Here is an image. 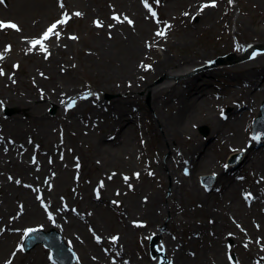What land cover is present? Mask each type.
<instances>
[{
    "label": "rangeland",
    "instance_id": "obj_1",
    "mask_svg": "<svg viewBox=\"0 0 264 264\" xmlns=\"http://www.w3.org/2000/svg\"><path fill=\"white\" fill-rule=\"evenodd\" d=\"M59 1L4 0V3L0 4V18L12 19L19 28V31L4 29L0 32V53L4 56V59L0 60V68L5 73L4 75H0V94L3 91H8L12 95H23L26 99L30 100L27 94L31 90L33 93L38 90L32 84L38 85L43 90L54 89L56 86L50 84L49 77L50 72L55 68L60 82L67 83L66 80L73 77L76 80V87L74 91L72 88H64L57 101L53 102L50 101L52 98H48L47 102L42 103L40 107L42 113H45L48 118L54 119L58 115L60 116V106H63V104L59 106L56 104L58 100L63 99L65 95L71 94V92H75L77 89L80 90L90 84L96 90L102 91L103 100L109 101L116 96L121 97L124 93H127V91H119L118 85L123 86L127 82L126 80H134V89H131L129 95L133 100L125 103L126 120L121 123L122 128H125V131L129 132L127 136L128 146L124 148L120 144L123 138L120 134L115 136L113 140H108L107 136L110 132L116 134L115 129L112 130L108 126L103 127L104 124L101 121L97 122V126H94V123L87 127L80 123L81 128L77 130L72 124L68 123V120L65 122L66 125L61 116L59 121L49 123L44 128V131L48 130L52 135L51 137H45L41 126L30 118L33 117L32 114L19 110V107L7 105L2 106L4 107L3 110L1 107V114L6 116L5 119L8 118L7 120H10L13 115L18 114L19 123L16 125L18 133H16L21 134V136H17L13 132L10 133L8 129H5L4 121L0 123V137L4 141V144L0 145L1 157L5 161L10 157H15L26 165V162L30 160L31 154L36 152L38 160H41L43 164L42 175L53 174L49 182L52 190L50 195L53 199L59 202L58 196L66 193L68 196L70 195L69 199L80 207L83 200H86L88 197L90 206L83 207V210L85 213H88L89 223L96 230H101L104 235L108 236L121 231L124 228V223L118 218L116 208L109 206V198H115L113 192L114 188L119 186L118 181H114L113 186H108L109 188L105 190L104 202L101 200L92 201L91 199V187L96 184L101 176L104 177L113 173L118 176L121 173L132 174L134 170L141 172V177L136 179L135 182V184H138L137 188L139 190L135 188L132 192L123 193L120 196L123 198L124 207L123 213H120V215L124 219L125 215L130 212L125 208L124 204L132 207L128 204L130 197H134L136 202L147 203L149 200L147 201L145 198L149 197V192L160 189L158 180L143 175L142 172L144 170L141 169V167H145L146 162L147 165L150 163V160L154 162L158 153L161 155V160L164 158L166 160L172 157V146L177 145L179 148L181 146V148L185 149L187 147L192 148L195 144H203L202 150L213 155V163H219V160L225 161L226 156L231 154L230 152L240 151L243 142L248 138L247 131L250 129L251 118L256 115L259 105L264 98V90H260L264 86V83L259 88H246L251 97L250 100L255 105L244 106L241 104L242 102H239L237 106L240 105L242 107L240 112L237 113L240 120L237 122L238 125H231L233 119L231 118V111L228 113V110L235 109V106L230 101H225L233 100L234 98L238 99L244 93L241 90V86H243L245 79L243 77L236 78L238 70L235 69V65L245 60V57L243 56L240 59L237 57H229L227 59L226 57L235 56L238 52H241L242 48H244L242 44H264V0H232V3H229V0H217L215 7H207L203 11L200 10V5L210 3V0H161L162 4L159 7V13L162 20L166 23L167 31L164 25V32L166 34L161 37L165 39L155 42L156 33L160 30V22L156 20L154 24L146 28V34L142 39L151 40L152 45H156L155 49L152 48L151 52L153 54L151 53V59L147 60V62L155 65L156 69V64L164 56L165 52L170 58L176 59L175 64L172 67L166 68V76L163 73H157L154 76V73L157 72L156 70L152 76H149V72H144V76H146L145 84L137 76H116L111 80L112 87L117 89L116 92L110 91L107 84H102L101 80L104 76L100 72H102V69L111 70V68H115V66L121 63L120 57L117 55L118 51L120 52L119 45L117 44L120 36L118 37L117 34H120V32H117L114 28L117 24H113L116 22V20H113V16L117 14L121 19V14L132 12L122 9L115 0H62L65 3L63 10L67 7L68 11L66 13L71 16V19L64 26H58L57 30L60 32V38L57 39L55 36H52L49 42L45 44L48 49V56L42 50L33 49L29 51L30 41L36 39L40 33L43 34L52 19H55L59 15L62 9ZM117 1L119 2V0ZM135 1L140 6L141 0ZM49 2L53 4L54 11L48 13L45 5H49ZM76 12H80L82 15H73ZM185 13H188V15H185ZM144 15L148 14L142 8L141 20L144 19ZM95 21H100L102 26L98 27L94 23ZM138 24V19H136L133 30L137 29ZM66 34L69 37L75 36L77 39L71 40ZM100 37L103 40L101 49L106 51L104 53L96 46ZM113 40H115L116 45L112 43ZM241 41L243 43H240L241 47L238 49L236 45ZM54 42L58 43L59 50L54 48ZM7 46H11L10 51H5ZM192 55L196 56V58L190 61V56ZM218 56L224 60L222 63L219 62L214 67L209 68L211 69V74H208L211 84L203 88L205 94L202 96L200 93H193L195 100L198 97L207 99L203 103L196 102L197 104L192 111L197 113V117H189L182 125V130L175 140L176 144L171 143L172 151L169 150L168 144L165 147H161L160 141L163 137L161 127L155 121L156 113L150 106L152 87L174 84L180 78H186L193 66L206 63L195 62L202 58L215 59ZM260 58L259 60L263 59L264 61V54ZM187 62L189 63L187 64ZM14 65H18V67H14ZM253 75L252 77L254 78L261 76L260 78L264 81V70L261 71L259 69ZM195 82H200L199 78H196ZM136 84L142 86L138 87ZM147 85H149L148 89L150 92L148 90L145 91V86ZM185 85L186 83L184 82L178 83L180 88ZM135 89L138 90L135 91ZM203 91L201 92L202 94ZM215 93L223 94L219 101L215 100L214 97L217 96ZM188 97H191L190 93ZM254 99L255 101L257 99V101L254 102ZM30 103L33 105L35 101ZM53 106H55V109H53ZM163 106V112L172 115L177 110L178 101L176 99H168ZM6 108H9V112H6ZM133 109H136V112L132 115ZM223 110L227 111V115H229L226 121H223L219 116V112ZM210 113L221 121L223 133L215 131L214 124L208 118ZM130 115L137 121L130 119ZM11 124L13 125L12 122ZM204 126H207L205 134L200 129ZM66 132L73 138L72 143L66 141ZM140 133L142 134V139H145V141L142 140L144 142L143 145L139 142ZM92 135L104 143V146H110V148L114 149L115 156L111 160V163L106 162L108 157H105L102 152L98 153L95 150L94 144L96 143V139L94 140ZM249 140H252V137ZM58 151L62 155H59ZM59 156L62 157L61 160ZM74 156H77L80 161L79 167H77L79 163L75 162ZM262 158H264L263 155ZM131 162L132 164H129ZM211 165L208 168L193 170L191 176L195 179L201 190L202 188L199 183L202 187L204 186L201 177L213 171V169H210ZM63 168L67 172L65 175L60 176V170ZM149 168H157V165L153 163V166L150 165ZM242 168L246 169V173L248 174L252 171L254 172L256 169L252 170L246 166ZM16 171L7 173L9 175H16V181L23 176L29 178L31 174L29 169H26L24 174L21 173L20 168H17ZM175 172L176 174L180 173L176 170ZM73 174H78V178L75 179ZM262 175H264V172ZM0 176V179H2V174ZM187 178L190 181V177ZM3 181H7V179ZM29 182L33 181L29 179ZM216 183L217 181L212 184V190L216 186ZM142 186L146 188L143 190ZM169 188L170 185L167 184L164 191H161L164 200L168 197ZM3 191H1L3 194H0V242L3 241L5 244L0 248V264H6L9 260L12 261V264H45L47 262L45 250L41 245L35 251L33 248L28 252L16 253V244L20 240L22 226L30 222L25 220L26 214H21L17 220H14L13 213L17 211L22 203L26 206L25 201L22 197L14 196L11 199V204H6L4 203V198L11 195ZM198 201H201V199H187L185 206L189 214L180 215L178 210L175 219L178 218L185 221V224H201L202 227L204 225L205 230L206 228L208 229L211 237V239L210 237L208 238L207 243L212 244L217 237L223 239V236L225 237L229 233L232 234L236 230L234 224L231 222L232 219L241 221L243 228L240 232L245 237L251 235L252 239H264V231L262 232L264 227L259 231L253 228L255 223L252 220L255 217L247 218V224L245 221L239 219V216V218L230 216L229 212H227L226 218L230 226L223 228L221 233H217L214 225L216 217L214 219V216L210 215L209 211L203 210V207L199 208ZM165 205L166 201L158 204L157 207H166ZM213 208L214 211L217 209L216 206H213ZM97 210L101 211L104 222L96 216ZM134 214L136 215L137 213L130 212L129 218L134 217L135 219ZM138 217L140 219H147L143 216ZM92 219L94 223L91 221ZM159 227L160 225L157 224L155 228H147L146 226L139 231L135 230L132 233L129 247H127V250H124L126 254L123 258L124 261L130 260L132 264H155V260L158 261V258H161L163 254L167 261H163L162 264H167L169 260L168 256L161 248L165 246L164 239H161L160 236L155 238L153 253L150 248V238L154 236V231ZM249 228H252V231ZM177 229L182 233V236L179 235L180 239L193 238L189 230L184 229L182 231L178 225ZM178 230L177 232H179ZM81 236L82 239L88 240L89 232L86 223L82 224ZM198 245L201 247L200 242H198ZM123 247L126 249L125 245ZM188 247L191 248L190 246ZM97 249L99 248L97 247ZM107 249L111 250L110 247ZM38 254H40L41 258L38 257ZM101 254L103 255L102 252ZM113 254L115 253H111L110 258H115ZM40 259L43 261L40 262ZM88 259L89 264H97L91 260L90 256ZM104 259L105 262H108L109 256L104 255ZM81 264H86V262L82 260Z\"/></svg>",
    "mask_w": 264,
    "mask_h": 264
},
{
    "label": "bare ground",
    "instance_id": "obj_2",
    "mask_svg": "<svg viewBox=\"0 0 264 264\" xmlns=\"http://www.w3.org/2000/svg\"><path fill=\"white\" fill-rule=\"evenodd\" d=\"M118 5L121 6L122 9L127 10L130 9L134 11L136 18L138 19V28L135 32L129 31L124 23V21L117 22L118 24L115 29L117 32H120V34H117L120 40H117V44L119 45V50L117 55L120 57L121 63L118 66H115V68L108 69H102V72H100L104 78L101 80L102 84H107L108 89L112 92H116L117 89L112 87L111 80L112 78L119 76V77H135L142 79V83H146V76H144V71L146 70L141 65H147V59H149L150 55V46H151V40L148 39H142V37L146 34V28L150 27L152 24V20L150 18L144 17V19L141 18V12L142 9L138 5V2L135 0H115ZM45 7L48 9L49 12L54 11V6L52 3L49 2V5L46 4ZM124 31L123 33H121ZM124 38H123V37ZM97 39V38H96ZM97 41V40H96ZM103 40L100 37L98 39L97 47L102 51V53L106 52L105 50L101 49V44ZM114 45H116L115 40L112 42ZM123 43V44H121ZM253 45V44H252ZM264 45V44H262ZM54 48L56 50H59V46L57 42H54L53 44ZM264 48V46L256 45L252 46L248 45L244 48L243 55L238 53L234 57L237 58H243L244 55H249L250 52H252L255 49H261ZM39 47H36L35 50H38ZM249 53L247 54V52ZM139 57V58H138ZM190 61L195 60L196 56L192 55L190 56ZM261 56H257L255 60L246 59L242 63L239 62L235 65V69L238 70V76L236 78L243 77L245 79L244 85L252 88H256L259 86L260 81L253 80L252 76L257 70H264V61L259 60ZM85 58V57H84ZM89 58V57H88ZM138 58L136 61L135 59ZM175 58V57H174ZM261 59V58H260ZM176 59L170 58L165 52L164 56L158 61L156 64L157 67L155 69V65H150L151 67L148 68L149 76H152L155 70L157 72L154 73V76L157 73H163L166 76V68L172 67L175 64ZM206 58H202L201 60L195 62H206ZM41 63V62H39ZM189 62H187L188 64ZM203 74L205 76V80L200 78L202 80L201 82H195V78L199 75ZM211 74V70L208 69V66L202 67L201 69L192 72L191 70L188 72L186 78H180L178 82L174 84H168L166 86H154L152 87L151 92V100H150V106L156 113L155 121L158 122V124L161 127L160 133L163 135L161 138V147L169 146V150L172 151L173 154L172 158H168L164 161L160 160L158 163L157 168L152 172V177L156 180H158L159 188L158 190H154L153 192H149V197L145 200H149L147 203H139L136 202L134 197H130L128 200V204L132 207H128L126 204L125 207L128 211L131 213H137L134 216L138 219V216H143L147 219L145 226L147 228L153 227L155 228V225L159 224L162 225V232L160 237L164 239L165 241V248H166V254L168 256V261H171L172 264H228L227 262V253L231 252V250L234 251L235 256L241 261L242 264H252V259L254 257H260V261H264V241L262 243H257L255 240L252 241L251 237H245L239 230H236V235L234 238H232V244H229L226 242V235L223 236V239L220 237H217L212 244L207 243L208 238L210 237L209 231L205 226L201 224L194 225V224H185V221L179 220L176 218L177 211L179 210L180 215H188L189 211L186 210V200L187 199H201V201H198V207L202 208L203 210L209 211L210 215L214 216V219L216 217V221L214 223L215 230L217 233H221L223 228L229 227L230 223L228 222L226 216L227 212H229L230 216L238 217L242 221H245L248 224L247 218L255 217L254 220H257L261 223V229L264 227V214L261 212L260 205L257 204L252 205L251 208H247L243 204V200L241 197L237 194L239 191V188H243L245 186L244 182H237L232 181L231 178H227L224 175H220L223 171L221 165L219 163H213L212 154L204 152L202 150L203 144H195L192 146V148H180L175 145L172 146L171 149V143H175L177 136L180 134L182 130V125L185 123V121L191 117H197V113L193 112V108L197 104L196 102L203 103L204 101H207L206 98H199L195 100L193 93H200L203 91V88L207 85H210V79L209 75ZM142 75L144 77H142ZM49 77V76H48ZM59 75L58 72L53 68V70L50 72L49 81L50 84L53 86H56L54 89H38L35 87L36 90L35 93L31 90L30 93L27 94L29 96L30 100L26 99L23 95H12L8 91H3L0 94V105H12L19 107L21 111L26 112L27 114H32L33 117H30L33 121H36L40 126L41 130L43 131L44 136H52L48 130L44 131V128H46L49 123H54L55 121L60 120V116L65 123L68 120V123L72 124L73 127H75L77 130L81 128L80 123L87 127L91 124L97 123L98 121H103V118L106 116H113L110 117V121H105L104 126H108L110 129L114 130L116 132V136L120 134V136H123L121 145L123 147H127V136L129 132L125 131V128H122V122L126 120L125 118V103L133 100V98L127 96L126 98L122 97H114L111 101V105L106 104L105 102H99L96 101L92 97H89L88 101H85V99L81 98L84 95H78L76 94V98L78 99L77 108L78 111L74 113V110L71 113L69 109L66 107L65 112H63L60 116L53 118H48V116L45 113H42L40 110V107L43 102H47L50 98L52 100L50 101H57V98L60 96L61 91H63L64 88H72L73 91L75 89V78H69L65 82H60L58 79ZM127 82L122 86L118 85L119 91H129L131 89H134V80H126ZM130 81V82H128ZM104 82V83H103ZM186 83V87H179L178 83ZM127 84V85H126ZM41 85V84H40ZM139 86V84H136ZM149 85L145 86V91H149L148 89ZM245 87V86H244ZM246 92L245 95L242 96V100H245L250 104V95L247 93L246 88H242ZM78 90V89H77ZM75 90V91H77ZM138 89H135V91ZM150 92V91H149ZM72 93V92H71ZM189 93L191 94V97H188ZM75 95V94H74ZM164 95L163 97H161ZM204 93L202 94V96ZM48 96V97H47ZM38 97V99H36ZM74 97V96H71ZM138 97V96H136ZM49 98V99H48ZM168 99H176L178 101V107L175 113L172 115H168L163 112V104L167 102ZM236 100V99H235ZM35 101L33 105H31L30 102ZM41 101V102H40ZM89 104L91 110L88 108H85ZM197 107V106H196ZM84 108V109H83ZM85 110V111H84ZM235 110V109H233ZM235 112V111H234ZM41 113V114H40ZM71 114V115H70ZM85 114V115H84ZM70 116V118H68ZM208 118L210 121L214 124L215 131H218L219 133H223L222 123L219 119H216L212 113L209 114ZM232 123L231 125H238L237 122L240 120L238 117V114L231 117ZM2 119V120H1ZM5 118H2L0 116V123L4 121L5 123V129H8L10 133H14L17 136H21V134H17V128L16 125L19 123V116L18 114L13 115L10 120H7ZM13 123V125L11 124ZM210 122V123H211ZM66 124V123H65ZM68 124V125H70ZM67 125V124H66ZM10 126H12L10 128ZM71 126V125H70ZM17 132V133H16ZM94 140L96 139V143L94 144V148L98 153H101L105 155V157H108V160L106 162L111 163V160L114 159V149L110 148V146H104V143L97 140V137L92 135ZM73 138L69 136L68 132H66V141L72 143ZM75 139V138H74ZM238 143V141H237ZM4 141L2 138V142H0V145H3ZM176 144V143H175ZM5 146V145H4ZM9 148V147H8ZM10 149V148H9ZM256 153V152H255ZM254 153V154H255ZM255 159L251 162V165L254 166L257 170L260 172H264V159L259 158L258 155H254ZM173 159H177L178 161H174ZM23 161H19L15 157H10L7 161L3 160L1 157L0 152V174H2V179H0V194H3V192L10 193L11 196L4 198V203L11 204V199L14 198V196L22 197L25 201V212L27 213V217L25 220H28L31 223H43L44 225H49L50 222H48L43 215L41 214V211L38 207H36V196L34 193L30 192L28 188L25 186L29 179L37 181L40 185L41 190L45 193L44 183L41 180L43 175L42 171H36L35 173L32 172L30 174L29 178L22 177L19 179L20 183H15L14 178L12 175L7 174L8 172H17L16 169L20 168L21 173H25L26 169H29V171L32 170L31 168V162H26L27 164H23ZM185 163L190 168V181L188 178L185 179L183 174H176V171L180 170L181 165ZM129 164H132L129 163ZM211 165L210 169L215 170L218 172V175L216 176L215 181L218 180V183H221L222 189L218 190L220 192L219 194H208L206 191L201 190L200 187L195 182V179L191 176L193 173V170H198L200 168H208ZM60 176H63L66 174L67 170L62 169L60 170ZM27 172V171H26ZM19 173V172H18ZM17 174V173H16ZM259 177H261L262 174L258 173ZM16 176V175H15ZM1 177V176H0ZM9 177H12V179H9ZM7 179V181H3ZM17 186H16V185ZM170 185V193L166 200H164L161 191L165 189L166 185ZM261 185V182L258 181L254 184L248 185V189L250 192L257 196L258 199L262 200L259 197V187ZM146 187L142 186V189L144 190ZM138 189V188H137ZM139 190V189H138ZM144 200V201H145ZM127 201V200H126ZM166 201V207H157L158 204L164 203ZM217 204V205H214ZM55 207L58 209L57 217H56V224L60 226H65L69 223L72 215L70 213H66L65 211L60 209L59 204L56 202ZM9 206V205H8ZM88 207L90 206V203L88 201V197L86 200H83L82 207ZM154 206V207H153ZM213 206H216V210L214 211ZM245 206V207H244ZM130 212L128 213V217L130 215ZM96 216H98L103 222L104 219L102 217V213L100 210L96 211ZM168 217V218H167ZM134 219V217H130L129 220ZM93 222V219L91 220ZM238 221V220H237ZM94 223V222H93ZM122 223H125L123 221ZM238 224L243 227V224L241 221H238ZM246 224V225H247ZM177 225L180 226V229L182 231L189 230L191 233V236L193 238H186V239H180L179 235L182 236V233L180 230L177 229ZM97 226V225H96ZM235 226V225H234ZM250 226V225H248ZM49 227H55V228H61L54 225H50ZM236 227V226H235ZM71 228V227H68ZM98 228H100L98 226ZM72 229V228H71ZM77 229H82V224H78ZM139 229V226H135L133 224L130 225H124V228L121 229L120 232V242L123 243V245L129 247V243L132 239V233L135 230ZM250 231H252V228H249ZM166 230H168L166 232ZM177 230L179 232H177ZM71 240L74 239V235L72 234V231H69V229H62ZM208 231V233H207ZM264 231V228L262 229V232ZM71 232V233H69ZM215 235V233H214ZM189 236V237H191ZM211 239V237H210ZM177 241V243H176ZM103 243L107 242L105 239H102ZM198 242H200L201 247L198 245ZM4 242H0V248L4 246ZM247 245V247H245ZM190 246L191 248H189ZM79 247L82 250V259L86 262V264H89L88 257H91V260L98 263V264H117V263H111V262H105V259L103 255L101 254V251L97 249V246L90 243L88 245H79ZM229 250V251H228ZM124 251V249H120L119 253L121 254ZM38 257L41 258L40 254H38ZM40 262L43 260L40 259ZM122 264H132L131 262L128 263H122ZM138 264V263H136Z\"/></svg>",
    "mask_w": 264,
    "mask_h": 264
},
{
    "label": "snow or ice",
    "instance_id": "obj_3",
    "mask_svg": "<svg viewBox=\"0 0 264 264\" xmlns=\"http://www.w3.org/2000/svg\"><path fill=\"white\" fill-rule=\"evenodd\" d=\"M142 2L144 3V6L149 9V11L151 12V15L153 17H155L156 16V12L152 11V8L149 5L148 0H142ZM216 2H217V0H210V3H203V4L200 5V10L203 11L207 7H215L216 6ZM2 3H4V0H0V4H2ZM155 3H159V0H155ZM229 3H232V0H229ZM61 7H64L63 3H61ZM73 15L81 16L82 13L76 12ZM185 15H188V13H185ZM69 19H70V16L67 13H65L61 19L53 22L47 28V30L43 32L42 36H40L37 39H32L30 41L29 51H32L37 45H39L40 49L47 53L48 49H47V47L45 45V42L48 41L52 36H55L57 39H59L60 38V32L57 30L58 26L66 24ZM113 20H116L117 22H119L120 21V17L117 16V15H114L113 16ZM124 20H126L129 24L133 23L127 17H124ZM94 23H96L98 27L102 26L100 21H95ZM109 27H111V25H109ZM168 27H170V26H168ZM4 29H14V30L19 31L18 25L15 22H12V21L5 22L3 20H0V30H4ZM156 35L157 36H164L165 32L164 31H158L156 33ZM70 38L73 39V40L77 39V37H75V36H72ZM10 50H11V46H7L6 49H5V51H10ZM255 55H256V53H253V56H255ZM46 58H47V56H46ZM3 59H4V56H3L2 53H0V60H3ZM141 66L144 67L146 70L151 67L150 65H141ZM14 67H18V65H14ZM4 74L5 73H4L3 69L0 68V75H4ZM13 82H15V81H13ZM90 95H92V93L88 92V93H85L84 96L81 97V98L86 99ZM75 105H76V99H74V98L73 99H69V101L67 103V108L70 109V108L74 107ZM253 139L259 140L260 136H255V137H253ZM77 167H79V165H77ZM149 174L151 175V173H149ZM186 174H187V170H186ZM135 175L138 177L139 173H136ZM9 179H12V177H9ZM128 179H129L128 177H125L126 181ZM16 183H20V181L17 180ZM101 186H103L102 183H101ZM29 187H31V186H29ZM244 198L246 200H250L252 198V194L251 193H245L244 194ZM38 199H41V197H38ZM45 207H46V210H47V206L46 205H45ZM65 207H67V206L65 205ZM73 211H75V209H73ZM48 217H49L50 220L54 219V216H53V214L51 212H48ZM37 231H39V229H37V228H28V229L24 230V236L28 237V236H30L31 234H33V233H35ZM95 238H96L97 242H99L100 239H101V237H99V236H96ZM111 240L113 242H115V241L118 240V237H111ZM257 242H259V241H257ZM20 247H21V250H22L23 245H21ZM245 247H247V245H245ZM13 255H15V253H13ZM49 259L50 260L52 259L51 255L49 256ZM229 259H231V257H229ZM6 264H12V261L9 260V261L6 262ZM169 264H172V262L169 261ZM237 264H238V262H237Z\"/></svg>",
    "mask_w": 264,
    "mask_h": 264
}]
</instances>
